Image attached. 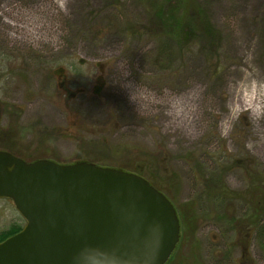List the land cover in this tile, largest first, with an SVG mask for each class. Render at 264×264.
Segmentation results:
<instances>
[{
	"label": "rangeland",
	"instance_id": "obj_1",
	"mask_svg": "<svg viewBox=\"0 0 264 264\" xmlns=\"http://www.w3.org/2000/svg\"><path fill=\"white\" fill-rule=\"evenodd\" d=\"M196 2L215 52L153 37L141 0H0V151L146 179L180 224L166 264H264V0ZM24 225L0 199V235Z\"/></svg>",
	"mask_w": 264,
	"mask_h": 264
},
{
	"label": "water",
	"instance_id": "obj_2",
	"mask_svg": "<svg viewBox=\"0 0 264 264\" xmlns=\"http://www.w3.org/2000/svg\"><path fill=\"white\" fill-rule=\"evenodd\" d=\"M0 199L25 225L0 242V264H166L180 224L146 179L88 162H26L0 151Z\"/></svg>",
	"mask_w": 264,
	"mask_h": 264
},
{
	"label": "trees",
	"instance_id": "obj_3",
	"mask_svg": "<svg viewBox=\"0 0 264 264\" xmlns=\"http://www.w3.org/2000/svg\"><path fill=\"white\" fill-rule=\"evenodd\" d=\"M141 3L144 5V11L150 17L147 31L158 40L171 41L182 44V46H187L192 41H199L206 45L209 51L215 52L219 49V34L212 25L206 14L207 12L196 0H141ZM245 165L247 166V163ZM263 188H253L256 191L253 198L256 200V204H252L250 193H247L249 199L246 196L244 197L245 200L243 199L247 204L253 205L254 210L250 213L251 216L249 217V214L248 216L246 214L245 217L250 218V223H253V220L256 219L258 221L257 227L262 223L261 217L264 212ZM236 198L240 197L237 196ZM235 225L239 226L238 222ZM20 230L21 227L19 226L12 227L9 231L0 235V242Z\"/></svg>",
	"mask_w": 264,
	"mask_h": 264
},
{
	"label": "clouds",
	"instance_id": "obj_4",
	"mask_svg": "<svg viewBox=\"0 0 264 264\" xmlns=\"http://www.w3.org/2000/svg\"><path fill=\"white\" fill-rule=\"evenodd\" d=\"M130 99L133 101L142 100L143 96L140 94L130 95ZM92 264H106V261L102 258V254L100 256H95L92 258Z\"/></svg>",
	"mask_w": 264,
	"mask_h": 264
}]
</instances>
